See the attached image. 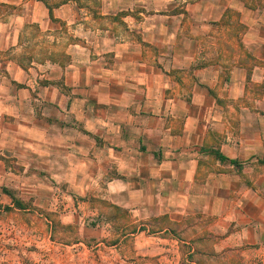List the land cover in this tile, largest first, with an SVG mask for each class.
Masks as SVG:
<instances>
[{
  "label": "crops",
  "instance_id": "0c3cea01",
  "mask_svg": "<svg viewBox=\"0 0 264 264\" xmlns=\"http://www.w3.org/2000/svg\"><path fill=\"white\" fill-rule=\"evenodd\" d=\"M49 1L0 0V264L179 252L126 213L185 219L188 264L264 252V0Z\"/></svg>",
  "mask_w": 264,
  "mask_h": 264
},
{
  "label": "rangeland",
  "instance_id": "374dc122",
  "mask_svg": "<svg viewBox=\"0 0 264 264\" xmlns=\"http://www.w3.org/2000/svg\"><path fill=\"white\" fill-rule=\"evenodd\" d=\"M59 0H50L49 2L55 3ZM61 1V0H60ZM261 10V8H260ZM262 11V10H261ZM238 29L243 32L247 30V26L245 24H240ZM118 218L120 219L117 224H115L114 230V240H120L124 237L135 241L136 239H140L141 241H184L181 244L180 250L177 253L178 257L174 258L177 254L174 251H169L165 249L163 246L161 249H157L156 252H160L161 254L158 256L160 260L157 261V258H153L151 256H147L148 260H156L147 262L146 264H188L186 259L189 252L190 245L186 243L190 239V232H189V224L183 219L180 223H175L170 221L168 216L162 217L159 221H145V222H138L136 217L132 214L129 215L128 213L119 215ZM162 227H168V230L161 233ZM137 241V240H136ZM192 241V240H190ZM164 245V244H163ZM91 252L89 248L80 247L77 251V264H100L96 263L92 258ZM184 256H186L184 260ZM250 258L248 259L247 263L243 264H264V252L260 253H249ZM211 260V258H210ZM212 261V260H211ZM213 261H217V257L213 259ZM50 264H60L57 259V252H54L53 255L50 257ZM103 264H127L121 262L119 258ZM212 264V263H208ZM217 264V263H213ZM234 264V263H231ZM240 264V263H239Z\"/></svg>",
  "mask_w": 264,
  "mask_h": 264
},
{
  "label": "trees",
  "instance_id": "16d2710c",
  "mask_svg": "<svg viewBox=\"0 0 264 264\" xmlns=\"http://www.w3.org/2000/svg\"><path fill=\"white\" fill-rule=\"evenodd\" d=\"M18 205H20V203L17 202Z\"/></svg>",
  "mask_w": 264,
  "mask_h": 264
}]
</instances>
